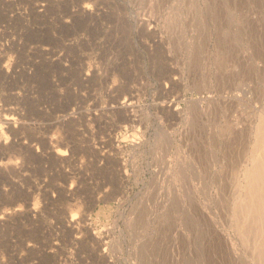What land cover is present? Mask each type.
<instances>
[{"label":"rangeland","instance_id":"rangeland-1","mask_svg":"<svg viewBox=\"0 0 264 264\" xmlns=\"http://www.w3.org/2000/svg\"><path fill=\"white\" fill-rule=\"evenodd\" d=\"M263 119L264 0H0V264H263Z\"/></svg>","mask_w":264,"mask_h":264},{"label":"bare ground","instance_id":"bare-ground-1","mask_svg":"<svg viewBox=\"0 0 264 264\" xmlns=\"http://www.w3.org/2000/svg\"><path fill=\"white\" fill-rule=\"evenodd\" d=\"M167 57V56H166ZM167 59V58H166ZM130 100V99H129ZM127 101V100H126ZM162 102H164V101H162ZM127 103V102H126ZM132 104V103H131ZM160 104H162V103H160ZM171 105V104H170ZM128 106V105H127ZM169 106V105H168ZM170 108H171V106H170ZM6 114V113H5ZM8 114V113H7ZM6 114V115H7ZM6 115H2V117H6ZM10 115V114H9ZM8 117V116H7ZM8 119H10V117L8 118ZM15 119V118H14ZM4 121H5V118L3 119ZM10 121H12L11 119H10ZM6 122V121H5ZM8 122V121H7ZM10 124H11V122L9 123V126H10ZM8 125V124H7ZM12 125V124H11ZM8 126V127H9ZM24 126V125H23ZM22 127V126H21ZM28 127V126H27ZM49 128V127H48ZM18 131V130H17ZM255 133L253 132V136H254V140H253V143L251 144V151H252V155H251V161H249L250 162V164H249V166L245 169V180L246 181H244V182H246V187L244 188L245 189V192H244V195H245V197H243V198H245L246 200V202L244 203L245 205H243L242 203L244 202V200H243V202L241 203L240 202V204L241 205H243V206H245V207H247L246 209H248L249 210V212H250V215L252 216V221H253V226L255 225V222L256 221H254V220H258V222L259 221H262V223H260L261 225H258V226H260V228L257 226V228H259V230H261V232H262V234H263V236H262V234H261V237L263 238L264 237V119L263 120H260L257 124H256V126H255ZM101 140V139H100ZM99 140V141H100ZM72 141V140H71ZM63 142V141H62ZM1 144V143H0ZM59 144V143H58ZM62 144V143H61ZM106 144V143H105ZM10 145V144H9ZM9 145L7 146V147H9ZM75 145V144H74ZM2 146V145H1ZM5 147H6V145H5ZM10 147H12V146H10ZM3 148V147H2ZM63 147H61V148H56V151H54V152H56V155H57V157H60V158H62L65 154H67V152L65 153V151L62 149ZM73 148V147H72ZM77 148V147H76ZM8 149V148H7ZM66 150V149H65ZM75 150V149H74ZM79 151V150H78ZM250 151V152H251ZM3 152H4V150H3ZM74 152V151H73ZM55 155V156H56ZM1 163V162H0ZM1 165V164H0ZM1 168H2V166H1ZM1 170V169H0ZM0 172H2V171H0ZM3 173V172H2ZM80 182V181H79ZM78 189H79V186H78ZM61 191V190H60ZM65 191V190H64ZM63 191V192H64ZM71 191V190H70ZM29 194V193H28ZM62 196V195H61ZM66 197H67V195H65ZM13 200V199H12ZM242 209H244L242 206H240ZM238 210H239V208H237ZM237 209H235L234 210V212L237 210ZM246 209H244V211H246ZM244 211H242L241 209H240V211L239 212H244ZM5 212H7V211H5ZM10 212V211H9ZM237 212V211H236ZM238 213V212H237ZM236 213V214H237ZM240 213V214H241ZM239 214V213H238ZM239 214V215H240ZM4 215H5V213H4ZM235 215V214H234ZM238 215V216H239ZM7 216H9V215H7ZM238 216H237V218H238ZM250 216V217H251ZM249 217V216H248ZM248 217H247V220H248ZM0 218H2V217H0ZM7 218V217H6ZM10 218V217H9ZM69 218V217H68ZM73 219V218H72ZM3 220V219H2ZM1 220V221H2ZM236 220V219H235ZM6 221H7V219H6ZM80 221V220H79ZM250 221V220H249ZM63 222H65V220L63 221ZM251 222V221H250ZM1 223H3V222H1ZM5 223V222H4ZM62 223V222H61ZM257 223V222H256ZM64 224V223H63ZM71 224V223H70ZM87 223H85L84 225H86ZM245 224H246V222H245ZM250 224V223H249ZM258 224V223H257ZM69 225V224H68ZM79 226V225H78ZM86 226H88V224L86 225ZM86 226H85V228H86ZM241 226H243V225H241ZM240 226V227H241ZM248 226V225H247ZM250 226H252V224L250 225ZM248 227V228H251V227ZM68 227V226H67ZM73 228H74V226H73ZM77 228V227H76ZM242 228V227H241ZM255 228H256V226H255ZM255 228H254V230H255ZM60 229V228H59ZM87 229V228H86ZM243 229V228H242ZM79 230H80V228H79ZM247 230V229H246ZM253 230V229H252ZM258 229H256V231H257ZM87 231V230H86ZM242 231V230H241ZM244 231V230H243ZM82 232H83V230H82ZM245 232V231H244ZM250 232V231H249ZM252 232V231H251ZM254 232V231H253ZM260 232V233H261ZM81 233V232H80ZM260 233H256V234H260ZM66 234V233H65ZM64 234V235H65ZM56 235V234H55ZM72 235V234H71ZM58 236V235H57ZM79 236V235H78ZM90 236V235H89ZM37 237V236H36ZM39 237H41V236H39ZM70 237V236H69ZM261 237H260V239H261ZM43 238V237H42ZM66 238V237H65ZM92 238V237H91ZM98 238V237H97ZM38 239V238H37ZM44 239V238H43ZM51 239V238H50ZM61 239V238H60ZM78 239V238H77ZM88 239V238H87ZM93 239H94V237H93ZM246 239V238H245ZM68 240V239H67ZM75 240V239H74ZM84 240V239H83ZM48 241V240H47ZM81 241V240H80ZM94 241V240H93ZM259 241V240H258ZM261 241H264V239L263 240H261ZM17 242V241H16ZM46 242V241H45ZM64 242V241H63ZM89 242V241H88ZM10 243V242H9ZM260 243V242H259ZM259 243H258V245H259ZM263 243V242H262ZM97 244V243H96ZM13 245V244H12ZM18 245V244H17ZM49 245H52V244H49ZM55 245V244H54ZM19 246V245H18ZM261 246V245H260ZM26 247V246H25ZM57 247V246H56ZM81 247V246H80ZM84 247V246H83ZM258 247V246H257ZM88 248V247H87ZM256 248V247H255ZM41 249H43V248H41ZM82 249V248H81ZM258 249H259V247H258ZM26 250V249H25ZM28 250V249H27ZM94 250V249H93ZM97 250V249H96ZM256 250V249H255ZM30 251V250H29ZM35 251V250H34ZM257 251V250H256ZM7 252V251H6ZM19 252V251H18ZM41 252V251H40ZM52 252V251H51ZM36 253V252H35ZM44 253V252H43ZM42 253V254H43ZM48 253V252H47ZM67 253V252H66ZM102 253V252H101ZM256 253V252H255ZM259 253H260V257H262V256H264V243H263V245L261 246V248H260V250H259ZM30 254V253H29ZM63 254V253H62ZM34 255V254H33ZM40 255H41V253H40ZM50 255V254H49ZM96 255V254H95ZM102 255V254H101ZM262 255V256H261ZM54 256V255H53ZM67 256V255H66ZM11 257V256H10ZM14 256H12V258H13ZM16 257V256H15ZM18 257V256H17ZM24 257H25V255H24ZM35 257V256H34ZM37 257V256H36ZM39 257V256H38ZM95 257V256H94ZM42 258V257H41ZM101 258H102V256H101ZM104 258V257H103ZM263 258V257H262ZM10 260V259H9ZM30 260V259H29ZM66 260V259H65ZM99 260V259H98ZM110 260V259H109ZM3 261V260H2ZM12 261V260H11ZM10 261V262H11ZM57 261V260H56ZM61 261V260H60ZM103 261H104V259H103ZM261 261V260H260ZM1 262V261H0ZM54 262V261H53ZM53 262H52V264H53ZM3 263H4V261H3ZM2 263V264H3ZM18 263V262H17ZM31 263V262H30ZM55 263V262H54ZM98 263V262H97ZM100 263V262H99ZM58 264V263H57ZM263 264H264V260H263Z\"/></svg>","mask_w":264,"mask_h":264}]
</instances>
